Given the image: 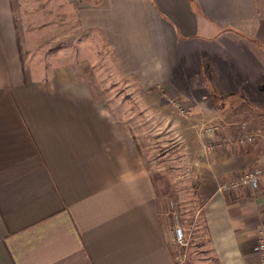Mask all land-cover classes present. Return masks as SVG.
Wrapping results in <instances>:
<instances>
[{
  "label": "crops",
  "instance_id": "obj_1",
  "mask_svg": "<svg viewBox=\"0 0 264 264\" xmlns=\"http://www.w3.org/2000/svg\"><path fill=\"white\" fill-rule=\"evenodd\" d=\"M60 1L66 37L88 34L118 75L189 109L215 264H262L253 249L262 193L219 188L260 149L208 150L217 135L199 126L240 134L264 118V0H52L50 21ZM23 8L0 0V264H176L175 227L160 215L130 117L68 63L47 66L38 54L29 62Z\"/></svg>",
  "mask_w": 264,
  "mask_h": 264
},
{
  "label": "rangeland",
  "instance_id": "obj_2",
  "mask_svg": "<svg viewBox=\"0 0 264 264\" xmlns=\"http://www.w3.org/2000/svg\"><path fill=\"white\" fill-rule=\"evenodd\" d=\"M22 1L23 26L19 24V32L25 37L23 54L31 57L29 62L34 63L38 54L47 66L68 63L114 107H119L122 116L130 117L146 167L157 183L160 215L171 227L182 229V239L175 238L172 243L175 263L215 264L197 197L194 167L197 135L187 119L189 109L172 104L176 100L162 96L158 88L144 89L137 77L118 75L109 51L99 50L97 44L89 42L92 38L88 34L73 31L71 37H66L64 27L69 24L65 20L68 14L64 12L63 1L56 6L63 10L56 12L53 21L45 11L52 0H40L39 10H36V0ZM70 23L74 28L76 23ZM33 37L37 38L34 43ZM255 126L245 127L242 133ZM201 128L200 125L199 132H204Z\"/></svg>",
  "mask_w": 264,
  "mask_h": 264
},
{
  "label": "built area",
  "instance_id": "obj_3",
  "mask_svg": "<svg viewBox=\"0 0 264 264\" xmlns=\"http://www.w3.org/2000/svg\"><path fill=\"white\" fill-rule=\"evenodd\" d=\"M204 133L208 136L217 135L214 140H209L205 145L208 150L223 149L232 147L239 149V147L257 146L260 149L261 157L255 160L253 165L233 176L231 179L223 182L219 188L221 191H235L237 189L248 187L251 189H259L264 197V118H261L253 129H249L239 135L229 136L222 132L219 124L208 123L204 126ZM237 147V148H236ZM180 241L182 239V229L180 226L174 228V239ZM255 251L264 252V226L257 230L256 243L253 247ZM262 264H264V259Z\"/></svg>",
  "mask_w": 264,
  "mask_h": 264
}]
</instances>
